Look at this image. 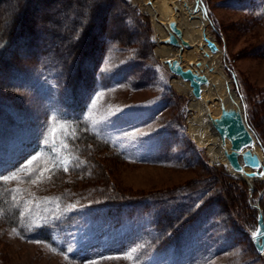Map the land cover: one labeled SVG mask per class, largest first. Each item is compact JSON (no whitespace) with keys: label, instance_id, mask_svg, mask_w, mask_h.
Wrapping results in <instances>:
<instances>
[{"label":"rangeland","instance_id":"1","mask_svg":"<svg viewBox=\"0 0 264 264\" xmlns=\"http://www.w3.org/2000/svg\"><path fill=\"white\" fill-rule=\"evenodd\" d=\"M125 1L140 25L107 49L110 82L91 90L82 114L59 105L43 69L5 75L0 65V264H264L246 234L252 202L264 209V182L255 180L251 193L225 163L209 160L188 130V97L174 90V74L155 54L152 23ZM10 2L7 19L21 0ZM202 2L264 165V0ZM31 5L38 30L43 5ZM105 26L115 33L121 23L111 15ZM33 35L14 51L31 56ZM137 53L150 64L131 73L125 62ZM112 202L147 207L146 219L115 223L100 209ZM181 204L193 208L180 243L156 249L150 216ZM73 210L77 226L47 238L48 226Z\"/></svg>","mask_w":264,"mask_h":264},{"label":"trees","instance_id":"2","mask_svg":"<svg viewBox=\"0 0 264 264\" xmlns=\"http://www.w3.org/2000/svg\"><path fill=\"white\" fill-rule=\"evenodd\" d=\"M10 1L0 0V22L4 23L0 27V65L6 68L4 74L32 65L43 69L54 82L59 105L64 106L71 115L82 114L87 109L91 90L97 86L105 87L110 82L104 73L107 49L121 40L122 34L129 31L132 25L139 27L140 21L125 0H21L16 11L7 19L3 4L11 3ZM35 1L41 3L44 9L38 15V20L42 21L38 30L35 29L38 22L34 21L29 10L31 3ZM117 5V9L111 10V7ZM32 8L38 10L37 6L33 5ZM111 15L121 23L115 33L105 26V21ZM28 35L36 37V42L35 45L32 44L31 56L27 58L20 51H14V48L18 43L22 48L26 47L28 40L25 37ZM137 54L133 60L125 62V67L132 69L131 73L138 70L142 72L150 64L146 55ZM109 76H113V73H109ZM169 95L174 94L169 92ZM0 108H4L1 102ZM167 132L162 131L164 134ZM160 139L161 145H165V139ZM192 208L181 204L171 210L160 209L151 213V245L156 249H163L180 243L182 232L188 223L186 218L191 214ZM100 209L107 210L113 222L119 223L124 215L146 219L149 208L134 205L127 210L122 204L112 202L101 205ZM255 216L256 214L254 220ZM76 218V211H69L58 223L48 226L46 237L50 238L53 231L61 233L73 230L77 226Z\"/></svg>","mask_w":264,"mask_h":264},{"label":"bare ground","instance_id":"3","mask_svg":"<svg viewBox=\"0 0 264 264\" xmlns=\"http://www.w3.org/2000/svg\"><path fill=\"white\" fill-rule=\"evenodd\" d=\"M142 13L146 23H152V38L156 43L155 54L168 66L171 65V84L174 90L188 97V130L195 141L204 146L211 162L225 163L230 174L254 185L255 180L264 182V170L252 172L242 165L234 169L225 157L230 151V142H221L218 133L210 122L224 108H237L239 98L231 87L221 60L222 50L211 51L205 38L214 40L200 18L198 0H129ZM199 5V6H198ZM196 9V10H195ZM150 23V24H151ZM215 41V40H214ZM184 43L187 44L184 45ZM189 69L193 74L204 75L205 82L196 94L190 82L179 73ZM262 159L258 143L250 147ZM240 159V157L238 158ZM259 200L252 202L254 207ZM264 210V209H263Z\"/></svg>","mask_w":264,"mask_h":264},{"label":"water","instance_id":"4","mask_svg":"<svg viewBox=\"0 0 264 264\" xmlns=\"http://www.w3.org/2000/svg\"><path fill=\"white\" fill-rule=\"evenodd\" d=\"M199 1L200 18L204 22V26L212 25L209 16L207 15L206 8L202 2ZM196 10V9H195ZM206 44L211 51L217 49L216 41L205 38ZM184 45L187 46L186 43ZM167 68L172 72L171 65ZM179 73L188 80L192 85L194 92L197 94L200 90V85L205 82L204 75L193 74L189 69L180 70ZM211 124L219 135L221 142L228 139L230 142V151L225 152L227 162L235 169H240L242 165L250 167L252 172H257L259 168L264 170L262 159H259L255 153H252L251 146L259 141L250 127L243 104H237V108H224L221 106V111L217 117L210 119ZM240 157V159H238ZM248 183V182H247ZM249 190L253 191V185L248 183ZM258 201V200H257ZM253 207V206H252ZM256 210L255 223L248 226L246 234L248 235L256 253H258L264 261V236L259 233L264 230V210L256 204L253 207Z\"/></svg>","mask_w":264,"mask_h":264},{"label":"snow or ice","instance_id":"5","mask_svg":"<svg viewBox=\"0 0 264 264\" xmlns=\"http://www.w3.org/2000/svg\"><path fill=\"white\" fill-rule=\"evenodd\" d=\"M35 159V158H33ZM4 179H8V177H4ZM196 207H199V205H196ZM261 236H264V230H261L259 233Z\"/></svg>","mask_w":264,"mask_h":264}]
</instances>
